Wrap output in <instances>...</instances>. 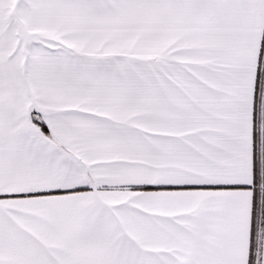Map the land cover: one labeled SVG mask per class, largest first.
Wrapping results in <instances>:
<instances>
[{
	"label": "snow or ice",
	"instance_id": "1",
	"mask_svg": "<svg viewBox=\"0 0 264 264\" xmlns=\"http://www.w3.org/2000/svg\"><path fill=\"white\" fill-rule=\"evenodd\" d=\"M0 264H264V0H0Z\"/></svg>",
	"mask_w": 264,
	"mask_h": 264
}]
</instances>
